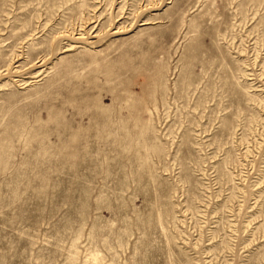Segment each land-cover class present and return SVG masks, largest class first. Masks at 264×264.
<instances>
[{"label":"rangeland","instance_id":"rangeland-1","mask_svg":"<svg viewBox=\"0 0 264 264\" xmlns=\"http://www.w3.org/2000/svg\"><path fill=\"white\" fill-rule=\"evenodd\" d=\"M0 264H264V0H0Z\"/></svg>","mask_w":264,"mask_h":264}]
</instances>
